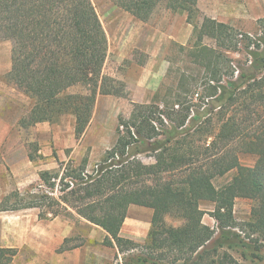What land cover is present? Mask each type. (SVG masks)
<instances>
[{"label": "trees", "instance_id": "16d2710c", "mask_svg": "<svg viewBox=\"0 0 264 264\" xmlns=\"http://www.w3.org/2000/svg\"><path fill=\"white\" fill-rule=\"evenodd\" d=\"M111 1L142 21L162 2L185 12L194 24L188 53L202 72L170 67L176 84L158 90L151 102H135L130 117L119 118L115 145L91 170L88 157L62 163V173L42 170L41 183L6 194L0 211L36 207L40 219L76 214L106 230L104 244L117 250L111 264H243L234 250L251 249V243L258 257L264 249V17L253 32H242L203 15L198 0ZM0 39L12 41L7 79L34 99L22 126L70 113L80 133L99 93L125 89L103 72L108 37L92 0H0ZM76 85L83 90L67 93ZM145 152L154 162L139 158ZM241 153L256 155L255 164H242ZM238 197L256 201L244 223L234 215ZM202 201L214 208L204 210ZM131 204L153 209L143 242L120 233ZM207 212L214 227L203 221ZM246 227L257 238L243 235ZM17 251L0 246V264L11 263Z\"/></svg>", "mask_w": 264, "mask_h": 264}, {"label": "rangeland", "instance_id": "374dc122", "mask_svg": "<svg viewBox=\"0 0 264 264\" xmlns=\"http://www.w3.org/2000/svg\"><path fill=\"white\" fill-rule=\"evenodd\" d=\"M92 1L108 37L103 72L123 81L125 89L121 95L99 93L92 117L80 133L76 130L75 116L70 113L63 114L55 122L21 125L20 120L28 115L34 99L7 79L11 69L12 41L0 39V128L6 132L0 135V201L14 189L25 192L32 185L41 183L39 173L42 170H59L62 173L61 164L70 160L79 163L88 157V168L91 170L115 145L119 118H129L135 102H151L156 99L154 96L158 90L176 84L177 74L170 73V67L180 72L201 71L188 53V47L194 40V24L188 21L185 12L172 10L162 2L150 19L142 21L111 0ZM198 5L203 15L226 22L242 32H253L258 19L264 17V0H198ZM204 42L211 46L216 44L211 37H205ZM230 55L234 58L242 56L238 52H231ZM82 90L76 85L71 86L67 93ZM29 154L41 157L31 160ZM139 158L146 163L154 162L151 152L139 154ZM256 158L254 154H240L241 163L245 165L254 164ZM232 174L216 179V184L227 181ZM56 181L59 182V178ZM237 202L240 208L238 215L242 218L247 217L246 210L256 203L249 198H239ZM213 204L202 201L201 207L210 211ZM38 212L36 207L0 211V246L18 250L11 264H37L34 245H37L39 233L47 234L48 228V219H40ZM139 215L145 216V213ZM55 217L74 226V233L68 236L60 250H71L89 243L88 233L92 227L88 220L64 212ZM167 220L179 223L171 216ZM130 225L127 219L126 230ZM244 231L243 235L251 233L250 238L258 236L248 227ZM246 240L249 241V238ZM251 245V249L240 248L234 250V254L243 264H264V249L257 252L258 257H253L254 243ZM108 250L113 252L110 247ZM243 252L247 255H242ZM119 261H122V255Z\"/></svg>", "mask_w": 264, "mask_h": 264}, {"label": "crops", "instance_id": "0c3cea01", "mask_svg": "<svg viewBox=\"0 0 264 264\" xmlns=\"http://www.w3.org/2000/svg\"><path fill=\"white\" fill-rule=\"evenodd\" d=\"M1 134H6L4 128H0V135ZM239 198L241 197H238L235 201L234 215L239 221L249 220L251 217L250 208L248 211L246 210V218H242L238 215L240 208H238L239 206L237 200ZM141 212L145 213V216L139 215ZM152 215V208L137 204H131L128 208L127 216L120 231L121 235L134 239L136 241H144L151 226ZM127 219L131 222L128 230H126L125 228ZM203 221L211 227H214L216 225L215 219L209 213H205V215L203 216ZM47 222V234L42 235L39 233L37 245H34L35 251L37 253V264H108V262L110 263L111 260H115V254L117 250L116 248L109 246L113 250V252L111 253L108 250L109 247H106V245L104 246L103 242L105 240L107 232L99 225L88 221L89 225H91L92 227V231L88 233V244L84 243L83 245L76 246L71 250H60L61 246L64 244L65 239L68 238L69 235L74 233V226L67 220L61 219L59 217L50 218ZM104 247H106L107 250L104 251ZM119 257L121 258V254L119 255Z\"/></svg>", "mask_w": 264, "mask_h": 264}]
</instances>
